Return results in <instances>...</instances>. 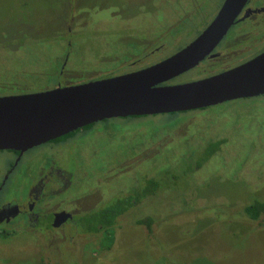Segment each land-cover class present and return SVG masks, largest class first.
<instances>
[{"label":"rangeland","instance_id":"obj_1","mask_svg":"<svg viewBox=\"0 0 264 264\" xmlns=\"http://www.w3.org/2000/svg\"><path fill=\"white\" fill-rule=\"evenodd\" d=\"M222 1L0 0V97L54 89L64 57L69 62L63 84L124 74L128 56L149 49L137 41L160 37L177 13L195 10L190 20L196 25L173 32L183 36L163 40L165 47L141 68L169 59L210 23ZM263 34L237 46L234 59L224 63L238 66L263 53ZM222 61L172 84L220 72L215 63ZM15 159L0 152V183ZM43 160L70 176L69 192L58 202L78 194L85 198L76 203L97 213L140 201L108 232L81 227L63 236L49 231L44 238L17 221L0 225V264H264V217L253 221L245 212L264 202V96L186 113L111 119L37 147L8 178L0 204L25 203ZM156 184L157 191L144 197ZM148 219L150 228L140 224Z\"/></svg>","mask_w":264,"mask_h":264},{"label":"water","instance_id":"obj_2","mask_svg":"<svg viewBox=\"0 0 264 264\" xmlns=\"http://www.w3.org/2000/svg\"><path fill=\"white\" fill-rule=\"evenodd\" d=\"M248 0H225L209 27L186 48L150 68L32 94L0 97V152L29 150L116 118L203 110L264 96V53L221 74L174 86L225 38Z\"/></svg>","mask_w":264,"mask_h":264},{"label":"flooded vegetation","instance_id":"obj_3","mask_svg":"<svg viewBox=\"0 0 264 264\" xmlns=\"http://www.w3.org/2000/svg\"><path fill=\"white\" fill-rule=\"evenodd\" d=\"M224 2L225 0H223L221 5L216 9V13L214 14L210 23L206 25V27L202 29L192 41H190L186 46L182 47V49H180L179 52L183 50L184 48H186L189 44H191L209 27V25L217 17ZM194 12L196 11L192 10L191 13L193 14ZM177 14L174 16V20H173L174 24L172 25L170 29L163 31L162 32L163 35H160V37H154L152 35L150 37H146V39L143 41H137L138 43L140 42L144 43L145 47L143 48V50H146L147 47H149V49L147 51L142 52L139 55L131 54L130 56H128L127 61L129 62L123 63V65L125 66L121 67L122 69H124L122 70L124 71V74L115 75L117 72L114 71L112 74L100 76L98 77V79H94L92 81L103 80V79H108V78H112L116 76L135 73V72L150 68L154 65H157L165 61L163 60L161 62H156L153 65H146V67L141 68V66L147 64L148 60L154 54L159 53V51H161V49L165 47V45L163 44V40H165L166 38L172 39V38L183 36L182 34L180 36H176L177 33L173 34V32H175L179 28H182L183 25H184L183 29L186 28L185 31L188 29L190 30L191 29L190 26L194 27L196 25L193 21L190 20L192 14H189V13H184L182 15H179V13ZM200 22H201V16H200ZM248 26L250 27L249 29L251 30L248 33H244L241 27L248 28ZM256 27H260V28H256ZM263 27H264V0H248L247 5L245 6L243 12L238 17L237 21L235 22L233 27L229 30L225 38L221 41V43L217 46V48L212 52L211 56L207 57L198 67L194 68L193 70L189 72H192L195 69L200 68V67H204V66L208 67V65L211 66V62H214V61L217 62L219 59L222 58L223 61L221 63H215V64H220V67H219L220 72H212L210 73V75L208 74V77L206 78H209V77L221 74L225 71L231 70L233 68H236L248 62V61L243 62L240 65L234 66V67L227 65L228 63H224L226 62L225 60L228 59L229 56H230V59H234V57L231 55L237 53V51H235V50H238V49H235L237 46L243 45L247 47L246 44L250 43L254 39H257L258 41H260L258 39V36L257 37L255 36L259 34L260 32L264 31ZM71 30L72 29L69 28L68 31L71 32ZM195 30H197V26ZM183 34L185 36L187 33L184 32ZM262 37H264V34L262 35ZM156 45H159V46L152 48L153 46H156ZM68 46L71 47L70 42ZM71 49L72 48H67L66 52L67 53L71 52ZM243 49H240V50H243ZM246 55L248 54H244L243 57ZM64 60L65 62H63L60 66V71H59L60 76L57 77V83H58L57 87H67V86L81 84V83L76 84V83H71V82L66 83V84L62 83L63 82L62 75L65 73L66 66L69 62L68 59H66L65 57H64ZM186 74H183L171 80L170 82L165 83L163 86H174L172 83H174V81L180 80V78ZM206 78H203V79H206ZM88 82H91V81H88ZM88 82H85V83H88ZM99 123H102V122H99ZM99 123H97L96 125H98ZM78 131L80 132V131H89V130H84L83 128ZM47 144H52V143L49 142ZM12 153L15 154L16 159L9 169V175L4 180V182L0 183V194L2 190L4 189L8 178L10 177L11 174H13L18 169V166L20 165L21 160L26 154L24 153L21 156L19 152H12ZM45 165H46L45 160H43V162L38 164V170L35 172V178L31 181V187L29 189L27 196L25 197V203L24 201L20 202L17 200H14V201L10 200L9 202L7 201L5 203L0 204V225H8V224H12V222L14 221H17V224H16L17 226H21L18 223H22L23 225L26 224L25 228H28V230H33L35 233L40 232L41 233L40 235L44 238H46L49 231L52 233H56V235L63 236V233L65 234L66 231L68 232L70 229L76 230L81 227L88 229L90 226L89 221L91 217L95 214V210H91V209L87 210L83 208L80 204L76 203L77 200L85 198L84 196L78 197V194L69 195L67 198L61 199L59 202L56 201L55 198L59 199V197L63 196L65 194L64 191L69 192L68 187L70 183V176L66 174L65 172H63L62 170H60V168H58L56 165L55 167L52 164H49L46 167ZM95 192L96 190L91 191V193H95ZM55 201L57 203H55ZM48 203H53L55 205V208L51 209L50 207H48L49 205ZM18 218L21 220L18 221Z\"/></svg>","mask_w":264,"mask_h":264},{"label":"trees","instance_id":"obj_4","mask_svg":"<svg viewBox=\"0 0 264 264\" xmlns=\"http://www.w3.org/2000/svg\"><path fill=\"white\" fill-rule=\"evenodd\" d=\"M95 125L96 124L87 126L84 128V130H90ZM77 132H79V131H76L74 133L66 135L62 138H59L55 141H52L51 143H54V142L57 143V142H61L63 140L69 139V138H73V136ZM154 187L147 188L146 190H144L143 191L144 197L152 196V194L154 192H156L157 189L159 188L158 184H156V186H154ZM137 201H140V199L137 198ZM137 201L135 200V203H133V201L131 199H128V200H126L125 203H119L117 205L107 207V208H104L103 210L98 211L97 213H95L91 217V219L89 221L90 226L88 228V230H89L88 232L97 233L101 230H105L106 232H108L110 229H112L114 227V225L117 222V219L120 216H122L123 214L127 213L131 208H133L134 205L137 203ZM245 212H246L247 216L253 221H257V220L261 219L262 217H264V202H255L254 204L247 206L245 208ZM140 224H145L150 228L152 225V222H151V219H148L145 221H141Z\"/></svg>","mask_w":264,"mask_h":264}]
</instances>
